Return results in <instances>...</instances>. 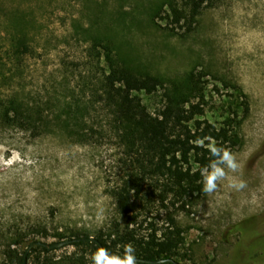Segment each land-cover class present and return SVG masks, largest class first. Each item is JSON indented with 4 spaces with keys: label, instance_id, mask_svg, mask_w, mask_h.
<instances>
[{
    "label": "rangeland",
    "instance_id": "374dc122",
    "mask_svg": "<svg viewBox=\"0 0 264 264\" xmlns=\"http://www.w3.org/2000/svg\"><path fill=\"white\" fill-rule=\"evenodd\" d=\"M160 3L0 0V100L16 96L49 116L41 133L0 122V264H13L5 256L10 245L22 252L33 240L61 241L54 235L74 228L96 236L117 217L110 190L129 166L95 92L104 64L94 48L102 36L114 39L133 70L158 76L166 86L200 74L202 119L220 127L239 112L241 144L232 152L239 171L177 212L186 232L184 262L234 263L242 237L236 225L264 211V0H211L185 37L154 24ZM20 39L34 52L19 58ZM163 94L137 93L154 113ZM234 178L247 186L234 190ZM74 250L65 246L57 254Z\"/></svg>",
    "mask_w": 264,
    "mask_h": 264
},
{
    "label": "trees",
    "instance_id": "16d2710c",
    "mask_svg": "<svg viewBox=\"0 0 264 264\" xmlns=\"http://www.w3.org/2000/svg\"><path fill=\"white\" fill-rule=\"evenodd\" d=\"M210 2L161 0L152 20L157 27L185 37L197 29ZM162 22H166L165 25ZM94 50L104 64L95 92L99 102L110 112L109 130L127 154L125 165L129 166L127 174L110 190L117 217L96 236L77 228L57 232L54 237L61 241L74 240L67 246L75 250L58 255L60 249L36 247L29 254L27 264H92L91 255L99 247L123 255L124 246L129 243L135 247L138 258H174L184 262L187 255L182 248L186 232L178 221L177 212L203 192L201 170L215 159L208 145L214 143L233 152L241 144L237 129L243 119H239L237 111L220 127L202 119L205 87L197 72L189 73L181 85L169 87L158 76L133 70L110 37L99 38ZM15 52L20 58L34 49L31 51L29 44L20 39ZM161 90H164L163 102L155 113L137 95ZM9 96L0 100V122L19 124L23 129L33 128L40 133L48 130L49 116L41 105L27 104L16 96ZM245 104L248 113L250 108ZM71 106H67L68 110L74 108ZM75 108L83 110L82 105ZM70 117L71 111L65 120ZM236 226L242 237L237 242L233 264H264V211ZM44 233L45 237L50 236L47 231ZM90 237L97 238L98 242H92ZM25 252L26 249L19 252L10 245L5 256L13 264H23Z\"/></svg>",
    "mask_w": 264,
    "mask_h": 264
},
{
    "label": "clouds",
    "instance_id": "9594fccd",
    "mask_svg": "<svg viewBox=\"0 0 264 264\" xmlns=\"http://www.w3.org/2000/svg\"><path fill=\"white\" fill-rule=\"evenodd\" d=\"M208 148L215 159L201 170V174L204 182L203 191L206 194H213L218 190L219 182L227 178L228 172H238L240 165L230 150L217 147L214 143L209 144ZM246 186L243 179L235 178L230 184V187L237 191L243 190ZM91 260L92 264H137L136 249L131 243L126 244L121 256L109 252L105 247H99L91 255Z\"/></svg>",
    "mask_w": 264,
    "mask_h": 264
},
{
    "label": "water",
    "instance_id": "95a60500",
    "mask_svg": "<svg viewBox=\"0 0 264 264\" xmlns=\"http://www.w3.org/2000/svg\"><path fill=\"white\" fill-rule=\"evenodd\" d=\"M89 240H91L92 242H98V239L95 237H90ZM73 241L74 240H70V239H65V240L58 241V242H47L44 240H33L28 244V246L26 248V252L24 255V259H23V264L28 263L29 254L36 247H45L49 250H54V249H60V248H63L67 245H70V244H72ZM121 256H123V255H121ZM166 261H169L173 264H190L187 262H180L174 258L162 259V260H147V259L137 257V262L150 263V264H158V263H163Z\"/></svg>",
    "mask_w": 264,
    "mask_h": 264
}]
</instances>
